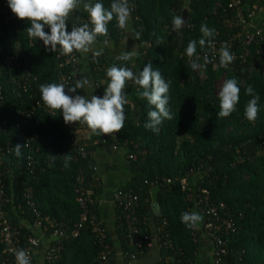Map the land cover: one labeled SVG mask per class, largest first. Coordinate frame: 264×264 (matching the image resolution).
<instances>
[{
  "label": "trees",
  "instance_id": "16d2710c",
  "mask_svg": "<svg viewBox=\"0 0 264 264\" xmlns=\"http://www.w3.org/2000/svg\"><path fill=\"white\" fill-rule=\"evenodd\" d=\"M101 2L110 8L112 0ZM185 2L129 0L134 10L128 27L120 29L114 19L108 24V35L100 36L97 40L119 42L130 30L138 49L134 64L118 59L109 64L99 53L90 57L96 96L101 98L108 84L106 70L112 65L127 66L138 73L151 63L153 69H159L163 78L170 83L169 108L173 118L164 120L159 131L154 132L144 128L149 111L147 101L139 98L135 84L127 82L124 90L128 98L124 106L126 120L123 129L112 135L115 145L134 159L127 158L130 178L119 189L130 191L137 197L135 224L141 239L150 235L148 218L151 208L156 209L154 219L157 227L163 220L167 222L165 231L168 243L163 244L166 240L164 237L159 239L161 259L157 264H195L198 252L196 230L182 224L180 216L182 212H193L197 197L203 190L207 192V201L202 204V210L211 206L222 207L221 215L231 214L237 226L234 232L225 233L222 230L218 233L226 239L227 244V254L221 256L218 264H264V53L257 55L259 47L254 44L246 48L235 45L234 49L241 57L227 68L219 66L218 57L215 68L213 63H209L206 68L193 69L191 65L195 57L189 58L186 48L191 40L201 38V24L215 29L212 42L228 40L241 28L225 27L227 20L232 18V11L228 9L229 0ZM4 4L7 6L8 0H4ZM185 10L186 25L174 31L171 23L173 17L182 16ZM75 11L80 24L88 22V14L82 7ZM28 27L29 22L16 16L0 24V59L7 55H18V63L13 64L19 66L14 65L16 71L13 74L28 70L36 77L32 92L41 99V84L58 83V60L42 41L28 38L25 31ZM71 29L68 21L67 30L70 32ZM158 40L162 42L157 43ZM261 48V52H264L263 46ZM244 50L249 52L246 58ZM205 53L211 58L210 46L201 50L197 45L199 64H203ZM198 71L203 73V78ZM9 73L4 67V87ZM223 74L225 80L236 78L241 89L237 110L228 118H218L219 97L215 92L216 83ZM249 85L260 96V112L255 122L248 121L244 116L245 105L251 99L246 95ZM77 91L78 95H84L83 89ZM36 100L37 97L30 99L27 93L10 86L0 106V144L3 151H6L4 148L7 145L12 147L5 160L12 163L13 175L3 178L5 193L8 197L13 196L16 208L12 210L7 206L9 218L18 224L15 217L18 213L31 220L24 198V191L30 189L42 216L57 219L68 233H78L76 237L63 241L62 256L51 264H115L113 250L107 263L99 258L102 248L89 224L92 218L102 222L100 203L103 191L96 173V160L88 155L74 159L76 153L68 146V126L59 110H54V115H49L44 107L35 110L32 122L35 124L36 138L32 156L36 166L32 172L27 167L28 149L20 140L16 122L19 118H26L18 111L28 110ZM4 119L8 120L6 131L2 125ZM72 124L80 125L79 122ZM109 135H90L86 140L82 138V143L87 150L96 151ZM17 144L24 145L20 157L14 153ZM51 155L55 158H50ZM66 155L71 156L67 167L64 163ZM187 177L188 186L183 189L180 180ZM168 179L172 183H167ZM190 180L194 183H190ZM154 183L157 184L155 189L152 187ZM80 188L90 198L86 202L87 221L84 222L81 217L85 211L76 201ZM123 214L117 205L116 229L124 256L130 260L131 254L136 253V259H140L148 249L137 253V248L129 245ZM101 224L105 227L103 222ZM21 229V234L27 233L25 228ZM149 242L142 239L145 247ZM107 243L113 247L109 238ZM3 249L4 245L0 242V264Z\"/></svg>",
  "mask_w": 264,
  "mask_h": 264
},
{
  "label": "clouds",
  "instance_id": "9594fccd",
  "mask_svg": "<svg viewBox=\"0 0 264 264\" xmlns=\"http://www.w3.org/2000/svg\"><path fill=\"white\" fill-rule=\"evenodd\" d=\"M8 6L12 13L21 20L30 23L25 31L29 39L42 41L45 48L51 52L57 51L61 55H70L74 51L87 53L91 46L96 43L100 36L108 35V24L114 19L120 29L129 25L134 5L129 0H112L110 8H106L101 0H8ZM83 9L88 14V22L73 24L71 31L67 30V23L74 10ZM172 27L179 31L187 23L181 16L173 17ZM50 32L45 31V27ZM201 38L197 41L191 40L186 48V55L189 58L195 57L192 68H206L213 61L205 53L203 64H199L200 57L196 55L197 45L203 50L205 46L212 45V38L215 36V29L207 24L200 26ZM139 39V33H137ZM162 41L158 40L157 43ZM136 53L134 51L124 52L117 59L130 61ZM235 57L227 44L219 49V66L227 68ZM108 78L107 87L104 88L103 97L95 95H68L66 87L62 83L41 84L39 92L44 105L50 110L62 112L66 124L79 122L85 125L91 135L101 136L120 132L126 120L124 106L128 103L124 90L127 82L134 83L139 98L147 101L149 111L144 128L151 131H159V126L164 120H171L172 114L169 108L170 83L166 81L159 69H153L151 63L138 73L127 66L112 65L106 71ZM90 81L82 78L76 81L75 86L67 88L68 92H76L78 89L90 87ZM240 86L236 78L227 79L219 91V112L218 118H228L236 110L240 99ZM246 95L251 99L247 101L244 109V116L250 122H255L260 112V96L249 85ZM114 138V137H113ZM24 145L17 144L14 153L17 157L22 154ZM52 159L55 158L51 155ZM71 156H65V167ZM181 223L189 229H197L203 221V216L198 212H182ZM16 264H31L28 253L19 249L15 254Z\"/></svg>",
  "mask_w": 264,
  "mask_h": 264
},
{
  "label": "built area",
  "instance_id": "2783aa9c",
  "mask_svg": "<svg viewBox=\"0 0 264 264\" xmlns=\"http://www.w3.org/2000/svg\"><path fill=\"white\" fill-rule=\"evenodd\" d=\"M228 9L232 11V18L227 20L226 27L230 29L240 27L241 30L228 40L212 42V45L210 46V59L213 61V68H215L218 64L219 49L223 44H227L229 46L230 51L235 57L232 63L241 57H239L238 53L236 52V48L234 49L235 45H241L242 47L246 48L254 44L259 47L256 50L257 55L260 56L262 53H264L261 52V46L264 48V28L258 27L253 33L244 32L245 28L253 21L255 17V9L253 7H249L243 0H229ZM14 17L15 15L12 13L9 6H5V4H3L0 8V24L10 21ZM45 31L50 32V29L46 26ZM52 53H54L56 59L58 60V83L65 85V91L68 95H78V91L74 93L68 92L67 88L74 87L76 81H78L80 70L79 65L82 63L81 55L76 51L70 55H61L59 49ZM243 55L246 58L249 55V52L244 50ZM18 57V55H7L0 59V106L4 102L5 93L7 90H9L10 86L21 90L23 93H27L28 98L30 99L37 97V100L29 106L28 110L18 111L22 116H26V118H19L16 122V127L20 131V140L24 142L25 147L28 149V156L26 157L27 167L32 172L36 166V161L32 156V153L35 152L33 143L35 142L36 138L35 124L32 122V118L36 113L35 110L38 107H44L45 111L49 115H54L55 112L54 110H50L48 107H46L44 103L41 102V99H38V95L32 92V83L36 82V77H34L28 70L13 74V72L16 71L14 70V65L19 66V64H13L15 62L18 63ZM4 67L7 68L8 72H10L8 79L6 78L8 80L6 82V87L3 86L4 80L2 79V77H4ZM128 83L134 84L132 82ZM7 124L8 120L4 119L2 121L4 131H6ZM67 126L70 136L68 146L76 153L73 156L74 159H77L79 156L87 157V155L88 157L95 158L96 151L87 150L85 145L82 143L81 133L88 131L89 129L83 124L78 126L74 124H67ZM4 149L6 151H3V147L0 144V242L4 245L1 264H16L15 254L19 249H24L29 255L31 264H36L35 253L43 245L46 246L45 261L50 264L55 263L61 257L63 241L67 238L76 237L78 233L77 231L68 233L65 231L63 224L57 221V219H52L48 216H42L39 207L32 199L30 189L24 191V198L26 199L25 204L27 206V210L30 213L31 220L26 217H21L18 213H16L15 217L18 218V224L13 223V221L9 218L7 208L10 207L12 210H15L16 208H14L13 205V196L8 197L5 193L6 183L3 180L5 175H13V170L11 168L12 163L8 161L6 162L5 160V156L10 154L12 147L7 145V147ZM113 149L116 151L119 149V147L115 145ZM127 158L134 159L132 155L127 156ZM166 182L172 183L170 179L166 180ZM180 182L183 189L187 188L188 177L182 178ZM156 186L157 184H152L154 189ZM200 195L197 197L193 212H198L203 216V231L205 235L212 241L213 245L212 264H218L221 256L227 254L226 239L224 240L221 238L218 233L222 230L225 233L234 232L236 231L237 226L231 214H226V216L221 215L220 211L222 210V207L211 206L205 211L202 210V204L207 201V192L203 190L201 191ZM89 200V196L85 195L83 188H80L76 201L85 211L81 217L82 222L87 221L86 202ZM136 201V195L132 194L130 191H122L118 189L115 192V207L118 205L124 213L123 220L127 225V239L129 245L131 247L137 248V253H141L144 250H149L151 244L149 242L146 247L143 246L142 239L150 240V235H147L141 239L140 231L135 224V222H137L135 215ZM18 207L21 208L20 206ZM101 223L102 222H98L93 218L89 220L91 231L94 233L98 244L102 248L99 258L102 262L107 263L113 248L107 243V232ZM166 225L167 222L163 220L161 225L156 228L158 240L161 237H164L166 240L163 242V244L165 245L168 243V234L165 231ZM21 228H25L27 233L21 234ZM130 260H136V253L131 254Z\"/></svg>",
  "mask_w": 264,
  "mask_h": 264
},
{
  "label": "crops",
  "instance_id": "0c3cea01",
  "mask_svg": "<svg viewBox=\"0 0 264 264\" xmlns=\"http://www.w3.org/2000/svg\"><path fill=\"white\" fill-rule=\"evenodd\" d=\"M188 3L189 0H185ZM1 3V1H0ZM246 4L249 7L255 9V17L253 21L245 28V33H253L258 27L264 28V0H247ZM69 23L77 24L80 26V18L78 13L74 10L70 15ZM134 51L138 52L136 41L130 30L127 31L123 40L116 42L112 40L99 41L91 46V50L87 53H80L82 57V64L79 70V80L87 78L90 81L91 86L83 88L85 96H96V83L93 73L89 66L90 57L94 54H101L107 63H112L122 53ZM136 54L130 63L134 64L136 60ZM82 138L87 139L91 135L90 130L82 132ZM114 136L109 135L107 141L99 145L95 152L96 160V173L102 182V197L100 206L102 207L101 221L105 225L107 232V238L112 243L114 251L115 264H157L161 259V248L156 232V223L154 215L156 209L153 207L149 212L148 227L150 230V244L151 247L144 254L143 257L136 260H127L124 256L120 238L116 229V207L114 203L115 192L125 184L130 178L129 162L127 156L120 149L116 151L113 149L115 146ZM190 183H194L191 182ZM194 185V184H192ZM196 230V237L198 240V252L196 255L195 264H212L213 257V245L212 241L205 235L203 231V221L200 223ZM63 249V243L61 252ZM46 246L43 245L35 253L36 264L47 263L46 260ZM62 256V253H61Z\"/></svg>",
  "mask_w": 264,
  "mask_h": 264
},
{
  "label": "rangeland",
  "instance_id": "374dc122",
  "mask_svg": "<svg viewBox=\"0 0 264 264\" xmlns=\"http://www.w3.org/2000/svg\"><path fill=\"white\" fill-rule=\"evenodd\" d=\"M1 1V3H0V8L2 7V5L4 4V1L3 0H0ZM1 15H2V13H1ZM1 19H3V18H1ZM225 27H226V24H225ZM198 73H199V71H198ZM200 74V77L201 78H203L204 77V75H203V73L201 72V73H199ZM225 74H223L222 76H221V78L217 81V83H216V88H215V92L217 93V95L219 94V91H220V89L222 88V86H223V83L226 81L225 80ZM120 150H122L123 152H124V154L126 155V151L125 150H123L122 148L120 149Z\"/></svg>",
  "mask_w": 264,
  "mask_h": 264
},
{
  "label": "water",
  "instance_id": "95a60500",
  "mask_svg": "<svg viewBox=\"0 0 264 264\" xmlns=\"http://www.w3.org/2000/svg\"><path fill=\"white\" fill-rule=\"evenodd\" d=\"M181 17L186 20V17H187V11L186 10L182 13Z\"/></svg>",
  "mask_w": 264,
  "mask_h": 264
}]
</instances>
